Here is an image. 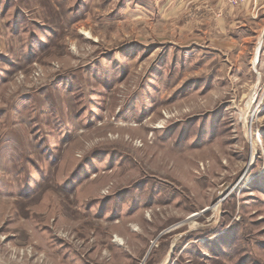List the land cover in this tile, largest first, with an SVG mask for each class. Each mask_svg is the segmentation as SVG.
Segmentation results:
<instances>
[{
	"label": "rangeland",
	"instance_id": "obj_1",
	"mask_svg": "<svg viewBox=\"0 0 264 264\" xmlns=\"http://www.w3.org/2000/svg\"><path fill=\"white\" fill-rule=\"evenodd\" d=\"M263 37L264 0H0V264H264Z\"/></svg>",
	"mask_w": 264,
	"mask_h": 264
},
{
	"label": "bare ground",
	"instance_id": "obj_2",
	"mask_svg": "<svg viewBox=\"0 0 264 264\" xmlns=\"http://www.w3.org/2000/svg\"><path fill=\"white\" fill-rule=\"evenodd\" d=\"M193 216H195V215H193ZM116 243L123 245L122 239H120L119 237H116Z\"/></svg>",
	"mask_w": 264,
	"mask_h": 264
},
{
	"label": "crops",
	"instance_id": "obj_3",
	"mask_svg": "<svg viewBox=\"0 0 264 264\" xmlns=\"http://www.w3.org/2000/svg\"><path fill=\"white\" fill-rule=\"evenodd\" d=\"M263 39H264V37H263ZM261 41H262V39H261ZM263 42V41H262Z\"/></svg>",
	"mask_w": 264,
	"mask_h": 264
}]
</instances>
